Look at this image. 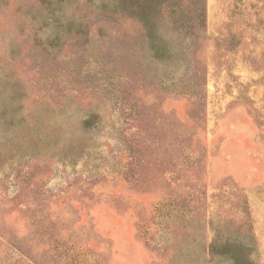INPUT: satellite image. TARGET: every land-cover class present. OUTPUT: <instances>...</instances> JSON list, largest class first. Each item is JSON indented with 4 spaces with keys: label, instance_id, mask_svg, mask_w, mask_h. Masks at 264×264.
Masks as SVG:
<instances>
[{
    "label": "rangeland",
    "instance_id": "rangeland-1",
    "mask_svg": "<svg viewBox=\"0 0 264 264\" xmlns=\"http://www.w3.org/2000/svg\"><path fill=\"white\" fill-rule=\"evenodd\" d=\"M256 228L264 0H0V264H264Z\"/></svg>",
    "mask_w": 264,
    "mask_h": 264
},
{
    "label": "trees",
    "instance_id": "trees-1",
    "mask_svg": "<svg viewBox=\"0 0 264 264\" xmlns=\"http://www.w3.org/2000/svg\"><path fill=\"white\" fill-rule=\"evenodd\" d=\"M132 0H118L119 10L125 16L128 14L129 4ZM198 10L202 11V8H198ZM197 26L199 28H204L205 19L204 13L201 12L197 16ZM157 32L155 30L152 31L150 37H156ZM219 238H214L211 243V253L212 255H218L223 259L227 260L232 264H250L251 262V250L243 244H232V242L226 239L225 241L218 240Z\"/></svg>",
    "mask_w": 264,
    "mask_h": 264
},
{
    "label": "crops",
    "instance_id": "crops-1",
    "mask_svg": "<svg viewBox=\"0 0 264 264\" xmlns=\"http://www.w3.org/2000/svg\"><path fill=\"white\" fill-rule=\"evenodd\" d=\"M255 233H256V236H257V238H258V241L261 243L262 241H264V237L262 238V236H260V230L259 229H257L256 228V231H255Z\"/></svg>",
    "mask_w": 264,
    "mask_h": 264
}]
</instances>
